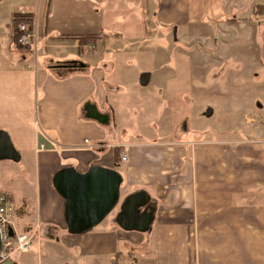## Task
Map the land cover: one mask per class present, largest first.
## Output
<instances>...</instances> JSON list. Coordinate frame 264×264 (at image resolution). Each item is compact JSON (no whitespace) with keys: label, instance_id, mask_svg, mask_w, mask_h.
Here are the masks:
<instances>
[{"label":"crops","instance_id":"1","mask_svg":"<svg viewBox=\"0 0 264 264\" xmlns=\"http://www.w3.org/2000/svg\"><path fill=\"white\" fill-rule=\"evenodd\" d=\"M133 1L147 41L176 27L183 41L195 44V58L201 60L219 51L225 38L242 42L249 54L241 59L257 69L247 81H256L264 115V0ZM120 2L0 0L11 19L28 8L38 35L37 49L18 48L10 26L4 52L0 45V130L10 135L20 160L33 163L35 170L33 191L19 182L16 199L7 180L4 191L15 202L18 231L36 232L29 252H15L0 264H264V116H247L242 136L209 140L186 139L185 131L177 139L154 133L146 140L122 125L108 103L109 94L118 90L112 83L121 73L118 65L131 73L133 65L123 64V58L146 56L151 63L152 51L115 45L127 34L115 27L122 20L115 10ZM101 43L104 50L92 61L86 49L96 48L98 55ZM237 58L218 55V60ZM152 67L134 70L128 85L161 84L162 65ZM87 102L108 114L109 122L88 118ZM85 139L98 148H86ZM92 165L122 173L123 200L145 192L154 208L147 230L121 227L119 205L92 230L68 231L66 201L54 187V175L69 166L86 172Z\"/></svg>","mask_w":264,"mask_h":264},{"label":"rangeland","instance_id":"2","mask_svg":"<svg viewBox=\"0 0 264 264\" xmlns=\"http://www.w3.org/2000/svg\"><path fill=\"white\" fill-rule=\"evenodd\" d=\"M115 10L122 17L115 27L127 33L122 38L117 37L118 40L115 43V45L118 44L117 48L152 51L151 63L150 60H146V56L139 61L129 60L128 57L123 58V64L133 65L132 72L130 73L129 68L119 64L117 72L121 73L114 79L115 84L112 82L118 90L112 91L108 96V103L115 108L117 120L131 128L134 134L142 135L146 140L152 139L155 136L154 133L157 135L164 133L167 135L166 138L177 139L176 135H183V131L187 134L186 139L233 138L242 136L246 131L247 116L255 117L257 120L261 119V115L264 116L258 109L257 83L247 81L249 73L254 76L253 72L257 69L249 67L247 59H241L249 54L242 42L225 38L219 51H209L207 53L209 58L201 60L195 58L196 51L193 49L196 48L195 44L191 40L187 43L188 39L183 41V37L177 35L176 27L172 28L173 31L164 33L165 36L155 34L147 41L143 32L144 28L139 25V22L137 24L138 9L135 1L121 0ZM11 18L4 4L1 3L0 32L3 33L4 39L0 37V45L3 46L0 48L3 52L9 45L10 26L13 24ZM8 26L9 29H7ZM202 39L204 40L205 37ZM98 47V55H95L96 48L86 49L85 53L92 61H96L101 50H104L102 43ZM227 48L231 51L225 52ZM50 50L51 54L58 52V50ZM229 53L236 58L239 56L240 59L218 60L219 54L229 55ZM113 54L114 51L110 53V55ZM156 64L162 65L161 74L164 78L159 85L163 90L158 91L159 85L154 86L152 82L144 85L137 82V85L131 87L128 85L130 81L131 85L133 84L134 70L151 71L152 66ZM152 93L155 94L153 99L148 97ZM127 109H130V113ZM3 171H6L5 175ZM34 177L33 163H25L24 159L0 160V191H4L3 182L7 180L13 185L16 199L20 195L18 183L22 182L24 189L31 192L34 190ZM122 201L121 195L119 204ZM109 216L106 218L108 219Z\"/></svg>","mask_w":264,"mask_h":264},{"label":"water","instance_id":"3","mask_svg":"<svg viewBox=\"0 0 264 264\" xmlns=\"http://www.w3.org/2000/svg\"><path fill=\"white\" fill-rule=\"evenodd\" d=\"M143 79L144 77L142 81ZM85 110L88 118L102 124L109 122V115L101 112L95 104L87 102ZM6 159L19 161L21 154L8 132L0 130V160ZM122 182L123 175L120 171L100 165H92L86 172H79L74 166L58 170L54 175L53 184L66 201L68 231L79 234L92 230L119 205L117 222L121 227L147 230L154 208L148 206L144 191L129 195L119 204Z\"/></svg>","mask_w":264,"mask_h":264},{"label":"built area","instance_id":"4","mask_svg":"<svg viewBox=\"0 0 264 264\" xmlns=\"http://www.w3.org/2000/svg\"><path fill=\"white\" fill-rule=\"evenodd\" d=\"M28 8H21L18 18L21 19L18 25V44L24 48L33 47L37 49V30L35 24L28 17ZM84 146L89 149H97L98 144L89 139H85ZM126 154L122 155V160H126ZM15 202L11 194L7 191H0V263L11 258L15 252L27 253L35 243L36 232H19L14 220Z\"/></svg>","mask_w":264,"mask_h":264},{"label":"trees","instance_id":"5","mask_svg":"<svg viewBox=\"0 0 264 264\" xmlns=\"http://www.w3.org/2000/svg\"><path fill=\"white\" fill-rule=\"evenodd\" d=\"M17 16H15V18L13 19V24H12V29H13V42L15 44L16 47H19L18 44V39H19V33H18V25H19V20L20 19H24L26 20L27 18H18ZM86 40H89L86 39ZM20 48V47H19ZM113 154H114V160H115V164H118L119 160L121 159L120 157V149L119 147L114 148L113 150Z\"/></svg>","mask_w":264,"mask_h":264}]
</instances>
